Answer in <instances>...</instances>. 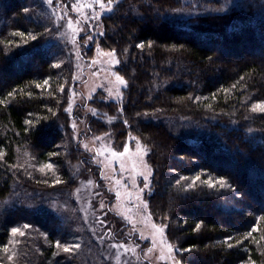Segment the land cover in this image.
I'll use <instances>...</instances> for the list:
<instances>
[{
    "label": "trees",
    "instance_id": "obj_1",
    "mask_svg": "<svg viewBox=\"0 0 264 264\" xmlns=\"http://www.w3.org/2000/svg\"><path fill=\"white\" fill-rule=\"evenodd\" d=\"M221 1L119 0L103 15L96 43L124 83L117 99L86 103L98 112L85 108L88 135L145 148L146 211L179 264H264V0ZM55 30L43 0H0V264H87L98 252L91 237L75 252L78 208L57 207H76L78 173L104 186L72 138L78 82Z\"/></svg>",
    "mask_w": 264,
    "mask_h": 264
},
{
    "label": "rangeland",
    "instance_id": "obj_2",
    "mask_svg": "<svg viewBox=\"0 0 264 264\" xmlns=\"http://www.w3.org/2000/svg\"><path fill=\"white\" fill-rule=\"evenodd\" d=\"M118 1L72 0L68 5L64 0H43L56 28L54 32L66 40L74 62V80L78 84L68 92L65 108L69 115L76 112L80 117L71 118L72 138L95 156V162L102 170L100 176L104 186L103 189L98 188L92 172L86 177L78 173L77 185L71 190L76 207L72 208L65 198L57 207L60 206V212L67 213L78 208L76 214L82 228H77L72 246L75 252H83L84 237H91L98 249L97 254L87 257V264L99 263L98 253L103 258L101 264H177L176 247L166 238L164 227L152 222L146 211V198L153 189L149 186L150 169L145 159V148L135 139L128 138L123 149L117 151L111 140H96L88 135L90 126L85 108L89 110L91 106L86 103L96 92L110 96L106 98L117 99L122 87L115 71L118 65L116 56L102 51L96 43L103 32L101 18ZM221 2L227 5L233 0ZM190 9L195 10L194 6ZM80 41H84L86 50L93 47L91 62L79 56L81 52L86 54ZM90 110L98 113L93 108ZM109 117L106 119L112 120ZM67 218L70 220L71 216ZM126 236L129 239L123 240Z\"/></svg>",
    "mask_w": 264,
    "mask_h": 264
},
{
    "label": "snow or ice",
    "instance_id": "obj_3",
    "mask_svg": "<svg viewBox=\"0 0 264 264\" xmlns=\"http://www.w3.org/2000/svg\"><path fill=\"white\" fill-rule=\"evenodd\" d=\"M50 2H51V0H50ZM117 79L120 81L121 84L124 83V81H123L122 78L117 77ZM261 110L264 111V106L261 107ZM12 232H13V233H17V232H18V229H15V228H14V229H12ZM71 250H72V249H71L70 247H65V248H64V251H71ZM9 259H11V257H9ZM177 264H179V262H177Z\"/></svg>",
    "mask_w": 264,
    "mask_h": 264
}]
</instances>
